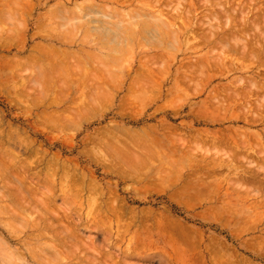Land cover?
Returning <instances> with one entry per match:
<instances>
[{
	"label": "rangeland",
	"instance_id": "rangeland-1",
	"mask_svg": "<svg viewBox=\"0 0 264 264\" xmlns=\"http://www.w3.org/2000/svg\"><path fill=\"white\" fill-rule=\"evenodd\" d=\"M6 1L7 0H5V4H2L4 3V0H0V13L2 12V15L0 14V17L2 19H0V22L2 23H0V31H2V33H0L2 36H0V42L2 41L0 43V146L1 148L3 147L2 149L0 148V152L4 149L8 153L7 155H5V158L8 159V157L10 156V160L8 159L9 162L4 157L3 158L4 160H6L5 162L8 163L10 167L13 163L14 165H16L14 168L11 167L13 169L12 170L6 164L7 170L11 172L14 171L15 173L18 172L17 174H22V172L26 173V181H24L26 186H33L34 188L32 189L38 190V193H40L41 191V193L38 194L35 190V193L38 194H36L37 196L35 197H38L39 199L41 198L42 201H47L45 199L48 195L47 194L45 196L47 190L42 188L44 186L43 183H45L43 182V173L46 171L45 174H48L50 176L51 171H48L49 173H47L46 169L49 170L53 162H55L54 159H59L57 162L60 169L61 167L65 166L64 164H66V167H63L64 170H62H67L66 174H68L69 172V174L78 177L77 180H79L80 184H82L81 181L83 182L82 179H85L86 177V179L84 180L85 182H83L85 186L76 183L77 185L71 191L67 190L68 188L65 187L68 184L66 182L71 181L69 177V181L68 179L66 180V178L63 179L59 177L56 179L54 178L55 181L53 179L52 181L51 178L49 179L54 182V184H52L53 186H55H50L53 187L54 196H52L53 199L49 204V209L51 211L48 209L51 213H48L47 215L49 216V214H52V212H54L53 215L56 218L58 217V215H60V220L63 219V221H65L67 219V221H69L68 224L67 221H61V223L63 222V225L65 223L66 228L70 230L63 228V226H61V228L67 230V233H69V231H72L71 234H73L74 232L73 235H75L76 233L77 236V240H74V238L72 239L74 241V243H72L74 244L73 246L69 244V242H67L68 245L66 246L75 248V246L77 247L80 244L82 247H89L93 243V248L95 250L96 248H98V252L96 250V253H100L99 255L103 254V256L106 255L107 258L105 257L104 262H106L108 259L110 263H112V261L116 263L117 261L118 264H264V174L263 171L257 169V165L262 160L261 157L263 155L258 156L255 153H252V151H246V149L245 152L242 147L244 145L240 144L244 141L245 138L244 142H247V147H252L253 150H257L258 145L255 146V144H258L259 140L256 139L261 138L264 134V119L263 123L259 121L251 127L244 126L242 123L243 117L252 118V116L254 115L253 113H256V111L261 115V117L264 118V109H260L261 105H257L258 107L260 106L257 109L256 104L252 103L253 101H257L256 103L259 104L264 103V97H262L261 99V95L263 96L264 91H262V94H258L257 92L259 90L260 92L261 90H264V65L259 67V64L262 62V60H264V41L262 42L259 39H254L255 37L253 38L254 41H252L253 39H250L249 36H246L247 40L248 38L250 39L249 43L246 42V48L247 45H249L250 49L253 48L254 52H256L255 50H260L259 47L261 46L259 45H263L262 52H260V54L258 52L259 55H256V58H258V60H256V58L254 59L253 57V61L256 60V64L254 65L255 62H253L246 56L245 59L243 58L245 61L244 62L242 59H240L241 57L239 58V55H230L231 53L228 52V49H222V45L218 46L216 44L214 47V45L212 44L210 46H208V44L206 43L204 44V40L197 37H202L203 32L206 31L207 28L201 29L203 28L202 26L197 27L195 25L196 23H198L200 18H203L199 21L200 25L207 20L206 16L208 15L205 14H209L207 13L208 11H218L217 13L219 14L215 15H217V17L219 16V19L216 18V20H211L210 24L218 23V25L214 24V26L224 27L225 22L223 21V16H220L221 12H219L222 8L221 5H223L225 9H228L233 5L236 12L233 11V14L231 13V15H233L232 17H234L235 13L239 16V13H241L240 8L244 11L249 10V14H247L248 18L251 17L252 13H256L258 9L259 10L256 14H259L258 16H260L264 13V0H218V2L213 0L215 4L217 3V5L221 3V5L218 6H215V4H213L214 2L211 3L215 7H209V2H211L212 0H206L207 3L205 4V0H185V2L184 0H178L179 3L177 2V0H168L169 2H167L166 0H158V2L157 0H152V4L154 5L151 4V0H139L140 2L138 0H131L129 2L128 0L129 4L132 3L128 6L127 0L126 3L125 0H108L109 4L105 3L108 6H113V3L123 4L117 5L123 6L122 11H128L129 9L131 11L133 5L134 8L146 7L151 11L154 10L153 12L155 14H161L162 18L165 15H169L168 13L171 14V12H173L171 11L173 10V8L175 10L178 9V13L181 14H178L180 17L177 16L176 12H173L174 14H171H176V17L174 16L176 18L175 21L173 20L174 22L170 20L172 16L170 19L169 16H167V19L169 20H164H167L166 22L170 25L172 30L176 29V31H179L180 33H185L183 34L182 39H159V37L154 38L155 36L153 35H150L151 37H153V39L151 37L147 38L149 35L145 36L147 39H141L140 37L142 36L139 35L140 37L138 36L136 39H132V41L134 40L133 42L131 41V39L129 42V40L125 38L123 39L121 36L118 38H121V40L117 41L118 39H106V37H104L97 31L93 33L95 30L93 29V31L92 28L96 25V22L94 25L93 20L97 17L94 18V16L92 18L93 23L91 24L89 23L91 17H87V19H81L82 10L84 8V11H86V8L78 6H81L80 4L84 3L85 1H89L91 3L96 2L97 4L96 0H70V2H67L65 0H27V2L24 0H20L19 2L18 0L17 5H19V7H22H20V10H18L19 8L17 7V5L15 6L13 4L12 1L14 0H9L7 2H12L11 4H13L15 9L18 8L16 9L17 12L21 11L20 13H17L20 16L13 12V16L14 14L16 15L15 21L11 20L14 18H10L9 16L12 15L9 13H12V11L14 10L12 9V6L8 5V3L6 4ZM28 1H31L32 3H34V5L31 2L29 3ZM14 2L16 3V1ZM75 2L78 5L77 7ZM58 4L60 6L56 7L58 6ZM167 4H170L169 7H173V5L175 6L173 8L168 7L169 9L167 10V8L165 7ZM61 5L63 7H61ZM162 5H164V7ZM257 5L259 6V8ZM8 6L10 8H8ZM82 6L85 5L83 4ZM113 7H116V5H114ZM186 7L190 11V15L188 14L190 17L188 18H191L192 21L188 20V18L187 20L184 19L186 17H184L183 13L186 11L188 13ZM211 7L213 9H211ZM146 8L143 10L147 12L148 10ZM54 9H56V11H53ZM78 9L81 11V13H79ZM181 9H183V11L180 12L179 10ZM58 10L62 11V14H60V11ZM68 10L72 13H69ZM53 12H55V15L52 14ZM73 12H78V16H80L81 21L78 19V22L76 21V23L75 21H70V23H68L64 19L63 21L65 22L62 21V18L64 16L63 14H65V17L68 15L67 17L70 18V20H75V15L71 19V16L74 14ZM89 12L91 13V11ZM89 12L88 14H90ZM202 12H204L205 14ZM197 13L200 17L197 16ZM236 14L235 17L238 18ZM30 15L31 17L29 18ZM3 16L5 19L3 18ZM89 16H93V13ZM67 17L65 19H67ZM17 19L19 20V22L17 21ZM126 19V21H128V18ZM84 20L88 21L87 25L89 27H84V25H86L87 23V21ZM13 21L15 22L14 24ZM126 21L125 23H127ZM235 21L236 18L234 19V23L236 24L239 20L236 22ZM83 22L86 23H84L83 25ZM239 22L237 24H239ZM73 23L75 24V26ZM177 23H181L179 25L181 28H178L179 26ZM81 24L84 27V29L82 28V30ZM77 27L79 28L76 29ZM204 27L207 26L205 25ZM71 29L74 30V32ZM196 29L199 30V32L196 31ZM16 31L18 33H15ZM48 31L50 32V34ZM69 31H71V33L73 32L72 35H70ZM189 31H193V33H190ZM194 31H196L197 36H192L194 34ZM53 33L54 36L57 37L56 39L51 38V36L53 37ZM63 33L66 36H64ZM97 33L102 36L103 41L102 39H97L96 41V37H100L96 35ZM5 35L7 36L5 37ZM253 35L254 33L251 34V36ZM70 36L72 38H70ZM184 36H187V38ZM4 37L8 38V42ZM183 38L186 39L184 40ZM4 40L7 42V44L4 42ZM256 40L259 45L256 44ZM3 42L6 46L3 44ZM38 43L41 47L38 46L40 48H34V46H37ZM239 43L240 45H242V42ZM100 44L102 46L104 44V46L102 47ZM48 45L50 50H52L51 47H53V50L58 49L57 51L69 50V52H77L79 50H82V54L80 53V51L78 53L79 55L81 54L80 56H82V58H84L85 65H83V67L85 68V71L87 70L89 71V73L87 71L86 73L85 71L81 72L84 75V78H82L83 76H80L81 79L79 78V76L75 77L74 79L72 77L74 75H72L71 77L73 78V81L68 75V80L70 79L73 82L72 84L69 83L70 80H66V77L65 80L69 83V85H67V88L70 90L65 87L66 85L64 82H61L63 81L61 80L63 79L62 74H60L62 75L61 79L59 78L60 80L56 78L60 77L59 73L63 71L61 70L62 68H59L60 72H58L59 69L57 66L60 67L58 61H60V63L65 62L64 60L63 62H61L63 58H61L60 55L59 57L61 58V60L60 58L58 60L57 55L59 52L54 53L56 51L53 50L50 51L51 53L48 52L49 50L47 51V58V56L45 55V47L47 49ZM255 45H258V48ZM95 46H98V50L100 49V51H98L97 47ZM31 47H33L34 49ZM42 48L45 50L43 51V53L41 52ZM93 49H96V52ZM39 50L40 52H38ZM252 50H248V52ZM97 51L99 52V54H97ZM210 51L211 53H209ZM223 51L226 53H224ZM31 53L35 55V58L36 56L40 55L39 53H42V56L45 55V61L43 59H41V61L40 59L36 61V65H38L39 68L43 69L44 67H47L48 69L47 70L44 68V70H42V74L44 73L43 75H46L45 77L42 75L44 77L43 79L40 73L41 69H38V67L35 66L33 62L32 64L30 62L25 65V62H29L31 61V59H33L34 55H30ZM87 53L90 55V57H88ZM50 54L52 56H55L52 57L50 56ZM86 55L87 57H85ZM30 56L33 57L31 58ZM252 56H254V53L252 54ZM26 57H30L29 60ZM50 58H52L51 61L46 62L48 61L47 59ZM71 58H68L71 61L66 58L68 62H70L68 63L70 65H72L71 63H74V59L72 60ZM89 58L93 61H91ZM144 58H147L146 60L150 59L148 62H151V64L146 63L147 67L143 65L145 64V62L143 61ZM113 59L115 61H112ZM248 59L249 62L247 61ZM52 60L53 63L54 61L56 62L54 64L58 63V65H56L58 71H55L58 74L51 70L55 69V67L52 68V66H54V64L51 63ZM213 60H215V63L213 62ZM16 61L23 63L24 67L12 68L11 65L13 64V62L16 63ZM41 62H44V64H42ZM201 62L204 66L200 64ZM216 62L217 65L218 63H220V67L222 65V70H219L220 67H217ZM138 63H141L143 67H145V69L140 67ZM194 64L199 71L196 70L197 68ZM32 65L34 66L32 67ZM64 65L65 64H62L63 68ZM210 65H212V68L210 67ZM189 66L194 67H192V70H190L191 67ZM205 66L206 68L204 70ZM79 68L82 69V67ZM65 69L67 70L68 68L65 67ZM73 69L75 68L73 67ZM78 69L76 68L75 72ZM230 69H232V71H230ZM45 70H47L48 73L50 70L53 72H50L51 74L47 75V72ZM97 70H99V73L97 72ZM101 70L102 72L100 74ZM188 70L190 72L195 71L196 73L193 74L195 76H189ZM36 71H38V73ZM140 71H143L144 75L148 76V80L145 79L147 81L144 80L143 82H146V86L145 84L140 86H137L135 84V86L133 87L130 79L134 81V74ZM197 71L198 73H202L199 74L200 77L196 76V74L198 75ZM69 72L70 71L68 69L67 74H69ZM93 73L95 74V76L93 75ZM74 74L76 76V73ZM204 74H206L205 79ZM249 74L256 75L252 80L255 79L257 81L256 86H258V88L255 89L247 86V83L249 81L248 77H250ZM50 75L56 78V80H53L55 78L51 79L53 80L54 84L51 83V80H49L50 78H52ZM102 75L104 78L102 77ZM87 76L90 79L92 77V82H90L88 79L86 80V82L88 83H80V81L86 79L85 77ZM98 76L100 79L98 78ZM183 76L187 78L184 79ZM40 77L41 81L39 80ZM240 77H242V79ZM45 78L48 80L49 84L51 83V87L50 85L49 89L47 87L50 92L48 90H43L44 88H41V85L46 86L45 83L47 82V80H45ZM108 78L112 83H110ZM93 79H98L97 82L102 83L98 84L96 80H94L95 85L99 87L97 88V90H95L96 88ZM104 79L108 81L106 82ZM27 80L30 81L28 82ZM42 80H44L43 82H46L43 83ZM183 80H186L188 82H182ZM243 80H247L245 81L247 85H240L241 83H243ZM40 82L42 83L40 84ZM115 82H117L118 84ZM18 83L20 84V86L22 85L26 88H20ZM235 83L236 85H240L242 88L240 86H236ZM80 84H82V88L80 87ZM128 84H130L129 87ZM90 85H92V87ZM62 87L64 89L66 88L67 90L63 91L64 89ZM11 88H14V93L12 92L13 89L11 90ZM243 88L244 91L245 89L248 90V88H251V94H249L248 96L244 94L247 97L245 99L241 98V95L244 96L243 94L239 96V92H243L241 91ZM229 89L230 92L232 89L234 93H238V95L236 96H238L237 98H239V101L238 99L235 100L236 98H234V94V99H232V92L229 94ZM8 90L10 93H12L8 94ZM237 90L239 92H237ZM18 91L20 94L17 93V98L16 95L13 97V95ZM57 92H60V95H62L63 92L65 93V95H63V97H67L63 98L65 101L61 98V101L59 100L61 103H55L56 96H58L59 98ZM247 92H249V90L245 91L244 93ZM6 93L8 95H6ZM254 94L255 96H253ZM22 95L26 98V100ZM226 99L229 100V102ZM240 100L242 101L240 102ZM87 101H89L90 103H88ZM224 101L226 105L224 104ZM230 101H232L233 103ZM246 103L250 104L251 106L246 105ZM34 104L36 106L38 105L39 107L32 106ZM27 105L30 109L27 108ZM213 105H215L216 107H213ZM221 106L226 108L227 110H222ZM246 106L249 107L247 109L248 111L246 110ZM263 106L264 104H262V107ZM65 108H68V110L66 109V111H63V109ZM60 111L63 113H60ZM242 111L246 114H244ZM255 116H253V118ZM56 121L60 123H57ZM106 131H109L111 133L108 132V134L106 133ZM103 132L106 135V140L108 139L109 143L111 141L110 144L116 145H114L113 147L118 149V151L121 148V153L126 154V156L127 154L129 155L128 157H124V155L122 154L124 157H122V159H125V162L127 160L129 164L131 163L128 167L130 169H135V171L130 170L129 168L124 166L121 168H115V172L111 170L114 172V174L111 171H108L110 167V169H112L116 166H114L115 162L113 161V159L117 157L114 158L113 153L110 152L108 153L110 157L109 158L106 154H104L105 152L103 150L101 152L98 150V145H96L98 141L96 139L102 137L104 138V136H102ZM137 132L140 135L137 134ZM129 133H131L134 138H136L137 135V138L140 136L144 137H141V142H139L140 145L137 144L138 141L136 139H131L132 136L129 137V139L128 137L125 138V135L130 136ZM111 135L114 136L111 137ZM242 135H244V137ZM96 136L98 137L96 138ZM145 139L147 142L145 141ZM133 142L136 144H133ZM144 142L146 145L144 144ZM232 143H234V145H239L238 147H235L232 146ZM229 145L234 148L235 152L239 151L238 153L234 152L235 154H238V156L243 155L244 157L247 154L245 157L248 159V161L252 159V164L247 165L246 163H244L245 159L243 157H238L237 155L236 158H234L235 156L232 157L231 155L233 153L230 152H232L233 148ZM230 147L232 149H230ZM115 148L114 150H116ZM96 151L98 152V154ZM102 153L104 157H101ZM51 157H56L57 159L52 158L53 161L50 162L51 164H49V161L47 163V160H51ZM13 158L14 160H11ZM20 160L22 161V163ZM131 160L134 166L132 165ZM11 161H13V163ZM262 161H264V156ZM74 163H76L77 166L76 164L74 166ZM18 164H21V166L19 165L16 169ZM22 164L25 167H23ZM255 164L257 165L254 168ZM68 165L69 168L67 169ZM55 166H57L56 163ZM248 166H250L251 168L248 169ZM263 166L264 162L262 164V167ZM51 168L52 171H56L54 169V164ZM14 169H16L17 172ZM18 169L20 171L22 169V171L19 172ZM118 169L121 172H126L125 176L120 174L121 172H119ZM72 171H74L73 174ZM117 171L119 172L118 175L116 174ZM83 174H85L86 176H82L83 178L81 179L80 177ZM22 175L24 176V174ZM71 175L69 176L71 177ZM32 176H34V178ZM38 176L40 178L39 181L38 179H35ZM49 176L47 178H49ZM75 177H73L72 179H74ZM240 178L241 180L244 178L246 180H242L239 182ZM28 179L33 183L29 182ZM234 180L236 182H234ZM89 182L92 184L89 185L92 186L93 189H95V191L92 189L94 192L91 190L93 193L89 190L92 193L90 195L88 194L89 191L86 189L90 187L88 185ZM71 183H73V181H71ZM79 185L83 187L84 192L81 190L79 193V189H82V187L79 188ZM86 185H88V187H86ZM38 186H42V189H39L40 187ZM59 187L62 189L60 190ZM32 189L30 187L29 190L32 191ZM43 191H46L45 194ZM42 194L44 195L43 197ZM36 198L34 199L35 201H37L38 199ZM37 202H40V200ZM1 207L2 209L9 208V206L4 205V203L1 204ZM55 212L56 214L58 213V215H56ZM63 212H66V215L68 214L67 218H62V215L66 216ZM5 213L6 212H4V214ZM35 216L36 214L32 213L30 218L32 219ZM70 216H72V218ZM28 217L29 215L25 217V220H28ZM30 218L28 220V226L37 224L38 221L36 222L35 219H37L38 217H35L34 220H30ZM51 218L53 217L51 216ZM59 219H53L55 221H51L52 224H56V220L60 221ZM9 220L11 219L7 216L3 215L2 218L0 217V264H19L20 261L17 260L12 254V252L17 251L18 245L12 243L15 240L7 236V231L12 230L13 228L12 226H9L11 223H9ZM70 220L72 222H70ZM11 221L14 222V220ZM40 226H42V224ZM58 227L56 228L58 229ZM61 228L59 227V229ZM49 231L50 233L42 231L45 235L47 234V236H45L46 239L42 238V236L41 239L36 240V242L31 239L32 236L31 238L26 237L29 236L32 231H25L24 234L19 236L22 240L26 241L25 245L26 243H28L26 248H30V250L34 252H39L36 251L35 248L39 250L38 248L42 247L41 244L50 245L52 243L58 246L53 242V239L51 238V235L54 234L53 230ZM39 232H41V229L39 230ZM18 234L19 233H17V235ZM33 234H37V232ZM78 236L81 239H79ZM72 240H70V242H73ZM49 241L50 243H48ZM81 246V250H79L80 254L79 251L78 253H76V251L79 249L78 247V249L76 248V251L75 249H72L73 251H75V255L79 254L78 257L84 256L85 258L89 257L88 259L90 261H93L95 257L92 258V256L94 255L93 253H95V250L89 251L90 247H87L88 252H91L92 254H81V252H84ZM57 249L60 248L57 247ZM98 254L97 256H99ZM107 255L111 256L112 261ZM102 257L98 260L103 261ZM96 259L97 258H95L94 260L96 261ZM6 261L9 262L6 263ZM59 262L58 264H67V260H62L60 263ZM52 264H57V262Z\"/></svg>",
	"mask_w": 264,
	"mask_h": 264
},
{
	"label": "bare ground",
	"instance_id": "bare-ground-1",
	"mask_svg": "<svg viewBox=\"0 0 264 264\" xmlns=\"http://www.w3.org/2000/svg\"><path fill=\"white\" fill-rule=\"evenodd\" d=\"M7 1H9V0H7ZM6 1V4L8 3V5L9 6H12V9L14 10V11H12V13L10 12L9 14H12V15H9L10 16V18H14V19H11V20H14L15 21V18H16V15L14 14V16H13V12H15L16 14L19 12H17V10L16 9H18V10H20L21 8L19 7V5H17L18 4V0H14V1H16V3L14 2V1H12L13 2V4L16 6L17 5V7L18 8H16L15 9V7L13 6V4H11L10 2H7ZM24 1H26L27 2V0H24ZM65 1H67V2H70V0H65ZM92 1V0H91ZM97 1V4H96V2H84V3H81L80 5L81 6H78L77 5V3L75 2V4H76V7L78 6V7H85L86 9V11H84V8H83V10H82V15H81V19H87V17H91V20H89L90 22V24L91 23H93L94 22V25H95V22H96V25L92 28V26H91V28H92V30L94 31L93 33H95L96 31L97 32H99V33H101L104 37H106V39L107 38H109V39H118L120 36L124 39H127V40H129V42H130V39H131V41H132V39H136L139 35L140 36H144L143 38L142 37H140L141 39H147V38H149V37H151L150 35H153V36H155L154 38H158L159 37V39L160 38H162V39H182V36H183V34H185L183 31V33H180L179 31H176V29H174V30H172L171 29V27H170V25L169 24H167V20H169L170 18H171V16H172V18L170 19V20H172V22H174L175 20H176V14H177V16H179V15H181V14H179L178 13V9H174L173 7L175 6V5H173V7H169L170 6V4L168 5H166L165 7L167 8V10L169 9V8H173V10H171V11H173V12H176V14L175 15H171V14H174L173 12H171V14L170 13H168L169 15H165L163 18H162V16H161V14H155L153 11L154 10H150V9H147L146 7H144V8H138V7H136V8H134V6L132 5V7L133 8H131V6H130V8H131V11H130V9L128 10V11H122V7L123 6H117V5H123V4H118V3H113V6L114 5H116V7H113L112 5H110V6H108V5H106L105 3H107V4H109L108 3V0H96ZM131 0H129V2H130ZM139 1V0H138ZM154 1V0H153ZM167 2H169L168 0H166ZM197 1V0H196ZM202 1V0H201ZM214 1H217L218 2V0H214ZM213 0L211 1V2H209L210 3V5H209V7L210 6H213V7H215L216 5H217V3L215 4V2H214ZM251 1V0H250ZM253 1V0H252ZM257 1V0H256ZM19 2H20V0H19ZM22 2V1H21ZM29 2V1H28ZM31 2V1H30ZM29 2V3H30ZM133 2V1H132ZM140 2V1H139ZM144 2V1H143ZM156 2V1H155ZM154 2V3H155ZM157 2H158V0H157ZM176 2V1H175ZM177 2H178V0H177ZM184 2H185V0H184ZM198 2H200V1H198ZM197 2V3H198ZM214 2V3H213ZM220 2H222V1H220ZM233 2V1H232ZM11 5H10V4ZM32 3V2H31ZM60 3H62V2H60ZM125 3H126V0H125ZM124 3V4H125ZM179 3V2H178ZM205 3H207L206 2V0H205V2H204V4ZM211 3H213V4H215V6L214 5H212ZM234 3V2H233ZM2 4H5V0H4V3H2ZM23 4H24V2H23ZM33 5H34V3H32ZM31 4V5H32ZM39 4V3H38ZM75 4H73V5H75ZM85 5V6H82V5ZM111 4V3H110ZM132 4V3H131ZM131 4H129L128 3V0H127V6L128 5H131ZM151 4H152V0H151ZM174 4V3H173ZM181 4V3H180ZM201 4V3H200ZM235 4V3H234ZM249 4V3H248ZM247 4V5H248ZM264 4V3H263ZM63 5V4H62ZM61 5V7H63ZM152 5H154V4H152ZM165 5V4H164ZM164 5H162L163 7H164ZM182 5H184V4H182ZM187 5V4H186ZM218 5H221V3L220 4H218ZM217 5V6H218ZM230 5V4H229ZM250 5V4H249ZM6 6V5H5ZM4 6V7H5ZM8 6V8H10ZM60 5L58 4V6H56V7H59ZM202 6V5H201ZM201 6H199V7H201ZM207 6V5H206ZM222 6V8H221V11H219V12H221L220 13V16L222 15L223 16V21L225 22L224 23V27H220V26H214V24H216V23H212V24H210V21L211 20H216V18L217 19H219V16L217 17V15L219 14V13H217V12H211V11H208L207 13H209V14H205L204 12H202V13H204L205 15H208V16H206V18H207V20L205 21V22H203L201 25H200V23H199V21L200 20H202L203 18H200L199 19V21H198V23H196L195 25L198 27H200V26H202L203 28H201V29H204V28H207L206 29V31H207V33H206V31H204L203 32V35H202V37L201 36H198L197 38H199V39H203L204 41V44L206 43V44H208V46H210L211 44L212 45H214V47H215V45L217 44L218 46L220 45H222V49H228V52L229 53H231L230 55H239V58L240 59H242L243 61H244V59L246 58V57H248L249 59H251L252 61L256 58V55L258 56L259 54H260V52H262V49H263V45H259V43L257 42V40H256V44H258L259 46H261V47H259V49L260 50H255L256 52H254V49L252 50V49H250V47H249V45H247V48H246V44L247 43H249L250 41V39H253L254 37V39H259L260 41H264V13L263 14H261L260 16H258L256 13H257V11L259 10L258 8H259V6H258V10L256 11V13H252V15H251V17H247V14H249V10L246 12V11H244L243 9H241L240 8V12L241 13H239V16H238V18L237 17H235V14H234V17H232L233 15H231V13L233 14V11H235V9H234V7H233V5H232V7H230V8H228V9H225V7L223 6V5H221ZM231 6V5H230ZM31 7V6H30ZM169 7V8H168ZM182 7V6H181ZM29 8V7H28ZM65 8V7H64ZM75 8V7H74ZM128 8V7H127ZM147 9L148 11L146 12L145 10H143V9ZM198 8V7H197ZM204 8V7H203ZM202 8V9H203ZM232 8V9H231ZM244 8V7H243ZM247 8V7H246ZM60 9H62V8H60ZM66 9V8H65ZM69 9V8H68ZM88 9V10H87ZM163 9V8H162ZM211 9H213L212 7H211ZM218 9H220V8H218ZM255 9V8H254ZM30 10H31V8H30ZM33 10V9H32ZM67 10V9H66ZM79 10V9H78ZM138 10H140V11H138ZM158 10V9H157ZM157 10H155V11H157ZM164 10H165V8H164ZM186 10H188V13H187V11L186 12H184L183 14H184V17H186V18H184L185 20H187V18L188 17H190L189 15V9H187V7H186ZM201 10V9H200ZM217 10V9H216ZM243 10V11H242ZM23 11V10H22ZM29 11V10H28ZM49 11V10H48ZM53 11H56V9H54ZM58 11H60V10H58ZM69 11V10H68ZM73 11V10H72ZM84 11V12H83ZM89 11H91V13L89 12ZM180 12L181 11H183V9H181V10H179ZM253 11H255V10H253ZM252 11V12H253ZM5 12V11H4ZM21 12V11H20ZM19 12V13H20ZM50 12V11H49ZM62 11H60V14H62L61 13ZM88 12L90 13V14H92L93 13V16H89L90 14H88ZM165 12H166V10H165ZM198 12V11H197ZM206 12V11H205ZM236 12V11H235ZM264 12V11H263ZM2 13V12H1ZM0 13V14H1ZM8 13V12H7ZM23 13V12H22ZM28 13V12H27ZM32 13V12H31ZM55 12H53L52 14L53 15H55L54 14ZM67 13V12H66ZM69 13H72L71 11H69ZM68 13V14H69ZM74 13V12H73ZM79 13H81V11L79 10ZM133 13V14H132ZM163 13V12H162ZM6 14V13H5ZM50 14V13H49ZM95 14V15H94ZM179 14V15H178ZM185 14H189L188 16L187 15H185ZM215 14H217V15H215ZM2 15V14H1ZM0 15V16H1ZM17 15H19V14H17ZM51 15V14H50ZM58 15V14H57ZM64 16H63V18H62V21H63V19L64 20H66V22H68V23H70V21H72V22H74L75 21V23H76V21L78 22V20H80L81 21V19H80V16H78V12H76V13H74L72 16H71V19L73 18V16L74 17H76V18H74L75 20H70V18H68L67 16V19H65L66 17H65V14H63ZM71 15V14H70ZM78 16V18H77V16ZM80 15V14H79ZM20 16V15H19ZM95 16V17H94ZM128 16V17H127ZM167 16H169V19H167ZM175 16V17H174ZM194 16V15H193ZM197 16H199L198 15V13H197ZM202 16V15H201ZM216 16V17H215ZM7 17V16H6ZM31 17V15L29 16V18ZM41 17V16H40ZM60 17V16H59ZM62 17V16H61ZM70 17V16H69ZM96 18V19H92V18ZM180 17V16H179ZM178 17V18H179ZM195 17H196V15H195ZM200 17V16H199ZM3 18H4V16H3ZM21 18V17H20ZM53 18H55V17H53ZM126 18H128V21H126L127 19ZM178 18H177V20H178ZM181 18H182V16H181ZM236 18V21H238L239 22V24H235L234 23V19ZM0 19H1V17H0ZM5 19V18H4ZM19 19V18H18ZM17 19V21L19 22V20ZM26 19V18H25ZM41 19V18H40ZM78 19V20H77ZM164 19H167L166 21L164 20ZM183 19V20H184ZM238 19V20H237ZM2 20V19H1ZM0 20V21H1ZM10 20V19H9ZM54 20V19H53ZM67 20H69V21H67ZM92 20H93V22H92ZM174 20V21H173ZM188 20H191L192 21V19L190 18H188ZM4 21V20H3ZM13 21V24L15 23ZM16 21V22H17ZM83 21V20H82ZM84 21H87V20H84ZM125 21L127 22V23H125ZM235 21V22H236ZM63 22H65V21H63ZM71 22V23H72ZM171 22V21H170ZM181 22V21H180ZM184 22H186V21H184ZM214 22V21H213ZM216 22V21H215ZM219 22V21H218ZM1 23V22H0ZM6 23H7V20H6ZM41 23V22H40ZM45 23V22H44ZM84 23H86V22H83L82 24L84 25ZM99 23V24H98ZM126 25H125V24ZM222 23V22H221ZM2 24V23H1ZM61 24V23H60ZM59 24V25H60ZM74 24V23H73ZM82 24H81V26H82ZM88 24V21H87V23H86V25H84V27L85 26H88L87 25ZM89 24V25H90ZM97 24H98V26H97ZM178 24V23H177ZM176 24V25H177ZM181 23H179L178 24V26L180 25ZM187 24V23H186ZM12 25V24H11ZM21 25V24H20ZM65 25H66V23H65ZM72 25V24H71ZM80 25V24H79ZM207 26V27H204V26ZM216 25H218V23L216 24ZM10 26V25H9ZM39 26V25H38ZM37 26V27H38ZM43 26V25H42ZM41 26V27H42ZM58 26V25H57ZM74 26H75V24H74ZM14 27V26H13ZM59 27V26H58ZM63 27V26H62ZM84 27L82 26L81 27V30H82V28L84 29ZM89 27V26H88ZM173 27H174V25H173ZM183 27V26H182ZM9 28V27H8ZM79 27H77L76 29H78ZM87 28V27H86ZM176 28V27H175ZM178 28H181L180 26L178 27ZM13 29V28H12ZM42 29V28H41ZM61 29V28H60ZM74 29H75V27H74ZM189 29H190V27H189ZM197 29H199V28H197ZM196 29V31H198L199 32V30H197ZM50 30V29H49ZM72 30V29H71ZM86 30V29H85ZM88 30V29H87ZM51 31V30H50ZM73 32H74V30H72ZM101 31V32H100ZM196 31H194V34L192 35V36H197V33H196ZM10 32V31H9ZM12 32V31H11ZM41 32V31H40ZM44 32V31H43ZM49 32V31H48ZM54 32V31H53ZM63 32V31H62ZM61 32V33H62ZM70 32V35H72V33H71V31H69ZM90 32H91V30H90ZM89 32V33H90ZM187 32V31H186ZM190 32V31H189ZM188 32V33H189ZM192 33H193V31H191ZM190 32V33H191ZM0 33H2V31H0ZM13 33V32H12ZM11 33V34H12ZM15 33H18L17 31L15 32ZM14 33V34H15ZM56 33V32H55ZM67 33H68V31H67ZM92 33V34H93ZM99 33H97L96 35L99 37L100 35H99ZM196 33V34H195ZM252 33H254V35L253 36H251V34ZM49 34H50V32H49ZM83 34H84V32H83ZM145 34V35H144ZM205 34V35H204ZM51 35H52V33H51ZM51 35H49V36H51ZM59 35V34H58ZM63 35H64V33H63ZM76 35V34H75ZM95 35V34H94ZM148 36L147 38L145 37V36ZM189 35V34H188ZM187 35V36H188ZM0 36H1V34H0ZM7 35H5V37H6ZM10 36V35H9ZM38 36V35H37ZM62 36V35H61ZM64 36H66V35H64ZM64 36H63V38H64ZM82 36H84V35H82ZM187 36H184V37H186L187 38ZM249 36L250 37V39L248 38V40L246 39L247 37ZM2 37V36H1ZM4 37V38H5ZM94 37V36H93ZM101 37V38H100ZM99 38H97L96 37V41H97V39H102V36H100ZM189 37H191V36H189ZM13 38H15V37H13ZM12 38V39H13ZM51 38L52 39H56L57 37H55L54 36V33H53V37L51 36ZM70 38H72L71 36H70ZM92 38V37H91ZM139 38V39H140ZM152 39H153V37H151ZM186 38H183L184 40L186 39ZM6 39V41H7V39L8 38H5ZM10 39V38H9ZM65 39H67V38H65ZM84 39V38H83ZM189 39H191V38H189ZM246 39V40H245ZM254 39L252 40V41H254ZM263 39V40H262ZM71 40V39H70ZM119 40H121V38L120 39H118L117 41H119ZM151 40V39H150ZM245 40V41H244ZM5 40H4V42L7 44V42H6ZM69 41V40H68ZM100 41V40H99ZM102 41H103V39H102ZM107 41H109V40H107ZM113 41V40H112ZM134 41V40H133ZM132 41V42H133ZM232 41H233V44H232ZM2 42V41H1ZM0 42V43H1ZM3 42V44L5 45V43ZM71 42V41H70ZM111 42V41H110ZM147 42V41H146ZM178 42V41H177ZM188 42H189V40H188ZM202 42V43H203ZM231 42V43H230ZM239 42H242V45H240V43ZM247 42V43H246ZM15 43V42H14ZM94 43V42H93ZM108 43V42H107ZM117 43V42H116ZM126 43V42H125ZM145 43V42H144ZM148 43V42H147ZM243 43H245V44H243ZM264 43V42H263ZM263 43H261V44H263ZM40 44H42V43H40ZM84 44H85V42H84ZM98 44V43H97ZM124 44V43H123ZM122 44V45H123ZM133 44V43H132ZM131 44V45H132ZM14 45V44H13ZM19 45V44H18ZM82 45V44H81ZM101 45V44H100ZM113 45V44H112ZM141 45V44H140ZM174 45V44H173ZM200 45V44H199ZM258 45H255V46H257V48H258ZM6 46V45H5ZM38 46H40L39 45V43H38V45L37 46H34V48H40V47H38ZM77 46V45H76ZM99 46V45H98ZM98 46H95V47H97V50H98ZM102 46V45H101ZM103 46H104V44H103ZM102 46V47H103ZM129 46V45H128ZM112 47V46H111ZM133 47H135V46H133ZM150 47V46H149ZM153 47H155V46H153ZM217 47V46H216ZM31 48H33V47H31ZM33 48V49H34ZM52 48V50H53V47H51ZM101 48V47H100ZM151 48V47H150ZM193 48V47H192ZM245 48H246V50H245ZM249 48V49H248ZM79 49H82V48H79ZM78 49V50H79ZM102 49V48H101ZM119 49V48H118ZM158 49H159V47H158ZM218 49V48H217ZM252 50V51H250V52H248V50ZM7 50V49H6ZM45 50H46V52H45V55L47 56V58H48V52H50V51H52V50H50V48H49V45L47 46V49H46V47H45ZM43 48H42V53H43V51H45ZM49 50V51H48ZM58 49H56V50H53V51H56V52H54V53H57V52H59L58 53V55H57V58H58V60H59V58L61 57V58H63L62 59V61L61 62H63V60H64V62L65 63H60V61H58L59 62V64H60V67L59 66H57L58 67V69L60 68H62L61 70H63V71H61L60 72V69H59V71H58V69L56 68V65H58V63L57 64H54V63H56L55 61H54V63H53V60H52V62L51 63H53L54 64V66H52V64H51V66H52V68H54L55 67V69H51V68H49V69H51V70H53L54 72L57 70L58 72H60L59 73V75L60 74H62V75H60V77H56V78H58V80H60L61 79V76L63 77V79H61V80H63V81H61V82H64L65 83V87L67 88L68 86L67 85H69V83H73L72 81H73V78L75 79V77H77V76H79V78H80V76H83L82 78H84V75L81 73V72H83V71H85V68L83 67V65H85V61H84V58H82V56H80L82 53V50H79L80 51V55H79V51H75V52H69V50H67V51H61V50H59V51H57ZM94 51L96 50V49H93ZM103 50V49H102ZM106 50V49H105ZM165 50V49H164ZM22 51V50H21ZM31 51V50H30ZM35 51V50H34ZM37 51V50H36ZM48 51V52H47ZM98 51H100V49L98 50ZM97 51V52H98ZM112 51H113V49H112ZM213 51V50H212ZM219 51H220V48H219ZM264 51V50H263ZM32 52V51H31ZM38 52H40V50L38 51ZM37 52V53H38ZM96 52V51H95ZM102 52V51H101ZM118 52H120V51H118ZM122 52V51H121ZM224 52V51H223ZM227 52V53H228ZM251 52H252V54L254 53V56H252V54H251ZM258 52H259V54H258ZM42 53H39L40 55L42 54ZM47 53V54H46ZM51 53V52H50ZM77 53V54H76ZM88 53H89V51H88ZM87 53V55H88V57H90V55ZM129 53V52H128ZM209 53H211V51L209 52ZM224 53H226V52H224ZM228 53V54H229ZM53 54V53H52ZM97 54H99V52L97 53ZM147 54V53H146ZM30 55H34V54H30ZM40 55H38V56H36V58H35V55H34V57L33 56H30L31 58L33 57V59H31V61H29V62H25V65H27V63H30L31 62V64H32V62H33V64H35V66H37L38 67V65H36V61L37 60H39L40 59V61H41V59H43L44 60V58H45V55L44 56H40ZM59 55H60V57H59ZM87 55L85 56V57H87ZM92 55V54H91ZM124 55V54H123ZM122 55V56H123ZM251 55V56H250ZM50 56H52L51 54H50ZM49 56V57H50ZM55 55H53L52 57H54ZM101 56V55H100ZM104 56V55H103ZM156 56V55H155ZM246 56V57H245ZM263 56V55H262ZM29 57V58H30ZM72 57V58H71ZM117 57V56H116ZM120 57V56H119ZM253 57H254V59H253ZM7 58V57H6ZM28 60H29V58L28 57H26ZM61 58H60V60H61ZM68 58H71L72 60L74 59V63H71L72 65H70V64H68V63H70V62H68V60L69 61H71L70 59H67ZM92 58H93V56H92ZM96 58V57H95ZM100 58V57H99ZM143 58V57H142ZM244 58V59H243ZM264 58V57H263ZM11 59V58H10ZM51 59L52 58H50V59H47L48 61H46V62H50L51 61ZM54 59H56V58H54ZM90 59V58H89ZM147 59V58H146ZM145 58L143 59V61L145 62V64H143L145 67H147V64L146 63H148V64H151V62H148L149 60H146ZM152 59H153V57H152ZM221 59H224V58H221ZM249 59L247 60L248 62H249ZM46 60V59H45ZM44 60V61H45ZM66 60H67V62H66ZM91 61H93L92 59H90ZM96 60V59H95ZM134 60V59H133ZM140 60V59H139ZM155 60V59H154ZM242 60H240V61H242ZM251 60H250V62H251ZM256 60H258V58H256ZM255 60V61H256ZM5 61H6V59H5ZM57 61V60H56ZM112 61H115L114 59L112 60ZM147 61V62H146ZM153 61V60H152ZM156 61V60H155ZM215 60H213V62H214ZM217 61V60H216ZM246 61V62H247ZM255 61H253V62H255ZM2 62V61H1ZM22 62H23V60H22ZM39 62V61H38ZM211 62V61H210ZM212 62V63H213ZM245 62V61H244ZM40 63V62H39ZM42 63V62H41ZM96 63V62H95ZM118 63H119V61H118ZM156 63V62H155ZM215 63V62H214ZM11 64H12V62H11ZM42 64H44V62L42 63ZM48 64H50V63H48ZM62 64H65L64 65V68H63V66H62ZM98 64V63H97ZM134 64V63H133ZM136 64V63H135ZM139 64V66L140 67H142V68H144L145 69V67H143V65L141 64V63H138ZM200 64H202L203 65V63L201 62ZM199 64V65H200ZM219 64L220 63H218V65H217V62H216V65H217V67L219 66ZM256 64V62L254 63V65ZM261 64V65H260ZM259 64V67L260 66H262V65H264V60H262V62ZM67 65V66H66ZM192 65V64H191ZM195 65V64H194ZM213 65V64H212ZM212 65H210V67L212 66ZM215 65V66H216ZM230 65V64H229ZM228 65V66H229ZM253 65V66H254ZM12 66V68L13 67H15V68H18V67H24L23 66V63H20V62H17L16 61V63L15 62H13V64L11 65ZM10 66V67H11ZM34 65H32V67H33ZM39 66H40V64H39ZM44 66V65H43ZM43 66H41V67H43ZM50 66V65H49ZM90 66V65H89ZM100 66V65H99ZM198 66V65H197ZM204 66V65H203ZM228 66H227V68H228ZM235 66V65H234ZM9 67V66H8ZM65 67L66 68H68L69 69V74H67V72H68V69L66 70L65 69ZM73 67L75 68V69H73ZM79 67H82V69L81 68H79ZM94 67V66H93ZM130 67V66H129ZM149 67V66H148ZM189 67H191L190 68V70H192V67H194V66H189ZM189 67H186V68H189ZM195 67H196V65H195ZM220 67V66H219ZM218 67V68H219ZM221 67H222V65H221ZM220 67V69L219 70H222V68ZM230 67H231V65H230ZM243 67V66H242ZM45 69H47V67H44ZM44 68L43 69H41V68H39L38 67V69H41L39 72L41 73V76L44 74H42V70H44ZM76 68L78 69L76 72H75V70H76ZM95 68V67H94ZM151 68V67H150ZM197 68V67H196ZM195 68V69H196ZM202 68V67H201ZM205 68H206V66L204 67V70H205ZM212 68V67H211ZM213 68H214V66H213ZM232 68V67H231ZM32 69V68H31ZM35 69V68H34ZM65 69V70H64ZM82 71H81V70ZM157 69H158V66H157ZM203 69V68H202ZM233 69V68H232ZM232 69H230V71H232ZM25 70V69H24ZM23 70V71H24ZM28 70V69H27ZM48 70V69H47ZM47 70H45L46 72H47ZM49 71V73L47 72V75L48 74H51L50 72H53V71ZM90 70V69H89ZM196 70H198V68L196 69ZM209 70V69H208ZM217 70V69H216ZM250 70H252V69H250ZM19 71H21V70H19ZM38 71H36L37 73H38ZM87 71V70H86ZM86 71H85V73H86ZM99 70H97V72H98ZM122 71V70H121ZM120 71V72H121ZM159 71V70H158ZM189 71V70H188ZM199 71V70H198ZM198 71H197V73H198ZM200 71H202V70H200ZM44 72V71H43ZM79 72V73H78ZM88 73H89V71H87ZM93 72V71H92ZM101 72H102V70L100 71V74H101ZM129 72V71H128ZM127 72V73H128ZM261 72V71H260ZM12 73V72H11ZM19 73V72H18ZM21 73V72H20ZM35 73V72H34ZM55 73H57V72H55ZM74 73H76V76H75V74ZM81 73V74H80ZM95 73V72H94ZM93 73V75L95 76V74ZM99 73V72H98ZM194 73H196L195 71L193 72H190L189 71V76L190 75H193ZM204 73H205V71H204ZM232 73V72H231ZM58 74V73H57ZM79 74V75H78ZM129 74V73H128ZM157 74H159V73H157ZM199 74H202L201 72H199L198 73V75L196 74V76L197 77H200L199 76ZM263 74V73H262ZM36 75V74H35ZM38 75V74H37ZM70 76V79H72V81L70 80V82L68 83L66 80H68V78H69V76ZM72 75H74V76H72ZM92 75V76H93ZM161 75V74H160ZM205 75V76H204ZM203 76H204V79L206 78V74H204ZM44 76V75H43ZM42 76V79L46 76H44L43 77ZM51 77H52V75H50ZM54 76V75H53ZM55 76H57V75H55ZM73 78H72V77ZM90 76V75H89ZM93 76V77H94ZM123 76V75H122ZM193 76H195V75H193ZM249 76L250 77H248V79H249V81H248V85L245 83V81H247V80H243V83H241L240 85L242 86V84H246L247 86H249V87H252V88H258V86H256V80L254 81V80H252L253 79V77L254 76H256V75H250L249 74ZM257 76H262V75H257ZM17 77V76H16ZM38 77V76H37ZM66 77H67V79H66ZM102 77H103V75H102ZM101 77V78H102ZM106 77V76H105ZM124 77V76H123ZM147 77L148 76H146V75H144V72L143 71H140V72H137L136 74H134V81H132V79H130L131 81V83H132V86L134 87L135 86V84L137 85V86H140V85H144L145 83H143L144 82V80L145 79H147ZM22 78V77H21ZM48 78V77H47ZM53 78H55V77H52V78H50L49 80H51V79H53ZM56 78L55 79H53V80H56ZM60 78V79H59ZM86 79H84L83 81H80V83H83V84H86V83H88V82H86V80H88L89 79V81L90 82H92L91 81V79H92V77H91V79L90 78H88V76L87 77H85ZM98 78H99V76H98ZM104 78V77H103ZM107 78V77H106ZM183 78L184 79H186L185 78V76H183ZM241 79H242V77H240ZM264 78V77H263ZM15 79V78H14ZM36 79V78H35ZM66 79V80H65ZM81 79V78H80ZM100 79V78H99ZM109 79V78H108ZM241 79H238V80H241ZM257 79H259V78H257ZM37 80H38V78H37ZM40 81H41V77H40V79H39ZM45 80H47L46 78H45ZM53 80H51L50 82L51 83H53ZM66 82H65V81ZM68 80V81H69ZM94 80H96V82H97V80L98 79H93V82H94ZM103 80V79H102ZM105 80V79H104ZM126 80V79H125ZM148 80V79H147ZM147 80H145V81H147ZM189 80V79H188ZM18 81V80H17ZM28 81V80H27ZM30 81V80H29ZM28 81V82H29ZM44 80H42V82H43ZM100 81V80H99ZM106 81V80H105ZM108 81V80H107ZM106 81V82H107ZM109 81H110V79H109ZM113 81V80H112ZM184 81H186V80H183L182 82H184ZM190 81V80H189ZM2 82V81H1ZM42 82H40V84L42 83ZM46 82V81H45ZM45 82H43V83H45ZM85 82V83H84ZM118 82H120V81H118ZM156 82V81H155ZM186 82H188V81H186ZM197 82V81H196ZM26 83V82H25ZM51 83L49 84L48 83V80H47V82L45 83V85L46 86H42L41 85V88L43 89V90H48L49 89V85H50V87H51ZM63 83V84H64ZM68 83V84H67ZM98 83V82H97ZM100 83V82H99ZM98 83V84H99ZM110 83H112L111 81H110ZM115 83H117V82H115ZM122 83V82H121ZM143 83V84H142ZM177 83H179V82H177ZM240 83V82H239ZM19 84V83H18ZM54 84V83H53ZM100 84H102V83H100ZM107 84V83H106ZM118 84V83H117ZM183 84V83H182ZM262 84V83H261ZM24 85V84H23ZM44 85V84H43ZM48 85V86H47ZM94 85H95V82H94ZM93 85V86H94ZM112 85V84H111ZM188 85V84H187ZM234 85V84H233ZM235 85H236V83H235ZM240 85H236V86H240ZM5 86V85H4ZM17 86V85H16ZM32 86V85H31ZM58 86V85H57ZM56 86V87H57ZM61 86H62V83H61ZM82 86V84H80V87ZM84 86V85H83ZM91 87H92V85H90ZM99 86V85H98ZM101 86V85H100ZM130 86V84H128V87ZM145 86H146V84H145ZM148 86H150V85H148ZM154 86V85H153ZM240 86V87H241ZM244 86V85H243ZM260 86H262V85H260ZM19 87L21 88V87H24V86H20V84H19ZM47 87H48V89H47ZM63 87H64V85H63ZM62 87V88H63ZM26 87H24V89H25ZM46 88V89H45ZM61 88V87H60ZM64 89L63 91H66L67 89ZM82 88V87H81ZM86 88V87H85ZM90 88V87H89ZM95 90H97V88H99V87H97V85H95ZM102 88V87H101ZM137 88V87H136ZM150 88V87H149ZM242 88V87H241ZM13 89V90H12ZM37 89V88H36ZM57 89V88H56ZM94 89V88H93ZM128 89V88H127ZM132 89V88H131ZM227 89V88H226ZM251 88H248V90H249V92H247V93H244L245 91H248L247 89H245V91H244V88L241 90V91H243V92H239L238 90H237V92H239V96L241 95V94H246V96H248L249 94H251V90H250ZM260 89H262V88H260ZM1 90H3V89H1ZM10 90V89H9ZM9 90H8V94L10 93L9 92ZM11 90H12V92L14 91L15 92V90H14V88H11ZM58 90V89H57ZM60 90V89H59ZM68 90H70V89H68ZM90 90V89H89ZM240 90V89H239ZM257 90H259V89H257ZM49 92H50V90H48ZM62 91V90H61ZM60 91V92H61ZM137 91V90H136ZM222 91H223V89H222ZM221 91V92H222ZM253 91V90H252ZM262 91H264V90H261V92H260V90L259 91H257L258 92V94H262ZM4 92V91H3ZM11 92V93H12ZM13 92V93H14ZM42 92V91H41ZM60 92H57V95H59V98H58V96H56V100H55V103H61L60 101H61V98L63 99L64 97H63V95H65V93L63 92L62 93V95H60L61 93ZM107 92V91H106ZM127 92H128V90H127ZM229 94L232 92V99H234V98H236L235 100H237L238 99V101H239V98H237L238 96H236V95H238V93H234L233 92V90L231 89V92H230V89H229ZM228 92H226V93H228ZM255 92V91H254ZM254 92H252V93H254ZM260 92V93H259ZM10 93V94H11ZM17 93L18 94H20L19 93V91L18 92H16L14 95H13V97L16 95V98H17ZM28 93V92H27ZM27 93H26V95H27ZM38 93V92H37ZM47 93V92H46ZM90 93V92H89ZM88 93V94H89ZM156 93V92H155ZM7 93H6V95H8ZM22 94H23V92H22ZM30 94H32V93H30ZM30 94H29V96H30ZM35 94H36V92H35ZM45 94V93H44ZM127 94V93H126ZM130 94V93H129ZM233 94H234V98H233ZM0 95H1V93H0ZM41 95V94H40ZM49 95V94H48ZM230 95V96H231ZM23 96V95H22ZM29 96H27V97H29ZM62 96V97H61ZM126 96V95H125ZM228 96V95H227ZM245 95L244 96H242L241 95V98H247ZM253 96H255V94L253 95ZM24 97V96H23ZM47 97V96H46ZM55 97V96H54ZM225 97V96H224ZM262 97H264V94H263V96L261 95V99H262ZM15 98V99H16ZM19 98V97H18ZM25 98V97H24ZM65 98H67V97H65ZM81 98V97H80ZM88 98V97H87ZM222 98V97H221ZM226 98H228V97H226ZM240 98V99H241ZM254 98V97H253ZM260 98V97H259ZM55 99V98H54ZM82 99V98H81ZM264 99V98H263ZM25 100H26V98H25ZM24 100V101H25ZM60 100V101H59ZM64 100V99H63ZM87 100V99H86ZM90 100V99H89ZM95 100V99H94ZM225 100V99H224ZM227 100V99H226ZM243 100V99H242ZM242 100H240V102L242 101ZM260 100V99H259ZM33 101V100H32ZM58 101V102H57ZM65 101V100H64ZM122 101H124V100H122ZM211 101V100H210ZM214 101V100H213ZM228 102H229V100H227ZM22 102V101H21ZM28 102V101H27ZM76 102H77V100H76ZM88 103H90L89 101H87ZM215 102V101H214ZM213 102V103H214ZM230 102H232V101H230ZM236 102V101H235ZM257 101H253L252 103H254V104H256V107H257V109L260 107H258L257 105H261V107H260V109L262 110V108L264 109V106L262 107V104H264V103H262V104H259V103H256ZM43 103V102H42ZM218 103V102H217ZM233 103V102H232ZM260 103H261V101H260ZM32 104V103H31ZM38 104V103H37ZM84 104V103H83ZM211 104V103H210ZM224 104H225V101H224ZM238 104V103H237ZM241 104V103H240ZM39 105V104H38ZM37 105V106H38ZM41 105V104H40ZM59 105V104H58ZM61 105V104H60ZM82 105V104H81ZM226 105V104H225ZM246 105H250V104H247L246 103ZM32 106H36L35 104L34 105H32ZM36 106V107H37ZM215 105H213V107H214ZM219 106V105H218ZM251 106V105H250ZM39 107V106H38ZM41 107V106H40ZM56 107V106H55ZM58 107V106H57ZM216 107V106H215ZM247 107V106H246ZM245 107V108H246ZM255 107V108H256ZM27 108H29L28 107V105H27ZM35 108V107H34ZM33 108V109H34ZM79 108H81V107H79ZM221 108H222V110L224 109V111H226L227 109L226 108H224V107H222L221 106ZM249 107H247L246 108V110L248 109ZM25 109H26V106H25ZM30 109V108H29ZM28 109V110H29ZM66 109L68 110V108H65V109H63V111H66ZM260 109H259V111H260ZM69 110H70V108H69ZM73 110V109H72ZM245 110V109H244ZM76 111V110H75ZM214 111V110H213ZM248 111V110H247ZM68 112V111H67ZM71 112V111H70ZM73 112V111H72ZM243 112V111H242ZM42 113V112H41ZM41 113H40V115H41ZM60 113H63V112H61L60 111ZM244 113V112H243ZM253 113V112H252ZM58 114V113H57ZM72 114V113H71ZM244 114H246V113H244ZM243 114V115H244ZM254 114V115H253ZM252 115L253 116H255L254 118H253V116H252V118L250 117V118H246V117H243L242 118V116H241V118H242V123H243V125L244 126H249V127H251L252 125H254V124H256V123H258L259 121L260 122H262L263 123V117H261V115L260 114H258L257 113V111H256V113H253ZM225 115V114H224ZM245 116V115H244ZM41 117V116H40ZM64 117H66V116H64ZM229 117V116H228ZM47 118V117H46ZM45 119V118H44ZM43 119V120H44ZM41 120V119H40ZM47 120V119H46ZM60 120V119H59ZM58 120V121H59ZM48 121H49V119H48ZM58 121H56L57 123H60V122H58ZM61 121H63V120H61ZM53 122V121H52ZM55 122V121H54ZM67 122V121H66ZM70 122V121H69ZM50 123V122H49ZM63 123V122H62ZM65 123V122H64ZM3 125V124H2ZM64 125V124H63ZM68 125V124H67ZM263 125V124H262ZM60 126V125H59ZM58 126V127H59ZM62 126V125H61ZM1 127V126H0ZM57 127V128H58ZM116 127V126H115ZM55 128V127H54ZM61 128V127H60ZM114 128V127H113ZM123 128V127H122ZM155 128V127H154ZM2 129V128H1ZM63 129V128H62ZM116 129V128H115ZM126 129V128H125ZM128 129V128H127ZM167 129V128H166ZM173 129V128H172ZM13 130V129H12ZM119 130V129H118ZM121 130V129H120ZM17 131V130H16ZM115 131V130H114ZM109 132V131H108ZM107 131H106V133H108ZM126 132H128V131H126ZM156 132V131H155ZM1 133V132H0ZM109 133H111V132H109ZM108 133V134H109ZM123 133V132H122ZM144 133V132H143ZM113 134V133H112ZM120 134V133H119ZM135 134V133H134ZM137 134H139L138 132H137ZM142 134V133H141ZM240 134V133H239ZM263 134V133H262ZM18 135V134H17ZM129 135L130 136H128V135H125L126 137L125 138H127L128 137V139H129V137H131L132 136V138L131 139H133L134 137H133V135H131V133H129ZM140 135V134H139ZM198 135V134H197ZM102 136H104V138L102 137V138H97L98 136H96V140L98 141L97 142V144L96 145H98V150L101 152L102 150L105 152H103L104 154H106L108 157H109V155H108V153H113V155H114V158L115 157H117V158H115V159H113V161L115 162V164H114V168H112V169H108V171L110 172L111 170H115V168H118V167H127V168H129L128 166H130V164L127 162V160H126V162H125V159H122V157H123V155H124V157L126 156V154H124V153H121V148L119 149V151H118V149H116L115 147H113L115 144H110L111 143V141H110V143H109V140L107 141L106 140V135H105V133L103 132V135ZM112 136H114V135H111V137ZM138 136V135H137ZM137 136H136V138H134V139H136L135 141L137 142V144H139L140 145V143L139 142H141L140 141V139H141V137L142 136H140V137H138L137 138ZM146 136V135H145ZM243 137H244V135H242ZM260 136V135H259ZM107 137H108V135H107ZM116 137V136H115ZM123 137V136H122ZM3 138V137H2ZM15 138V137H14ZM17 138V137H16ZM110 138V137H109ZM142 138H144V137H142ZM146 138V137H145ZM225 138V137H224ZM224 138H222V139H224ZM130 139V140H131ZM168 139V138H167ZM182 139V138H181ZM149 140H150V138H149ZM218 140V139H217ZM256 140H259L258 141V144H255V146L256 145H258V149L257 150H253V148L252 147H247V142H244L245 141V138H244V141H243V139H242V143H240L241 145L243 144L244 146H242L243 147V149H244V151H245V149H246V151H252V153H255L256 155H263L264 156V134H263V136L261 137V138H258V139H256ZM2 141V140H1ZM19 141V140H18ZM124 141V140H123ZM134 141V142H135ZM145 141H146V139H145ZM157 141V140H156ZM208 141V140H207ZM220 141H222V140H220ZM20 142V141H19ZM114 142V141H113ZM112 142V143H113ZM125 142V141H124ZM132 142V141H131ZM133 142V144H136V143H134ZM143 142V141H142ZM147 142V141H146ZM162 142V141H161ZM215 142H216V140H215ZM218 142V141H217ZM21 143V142H20ZM24 143V142H23ZM22 143V144H23ZM223 143V142H222ZM226 143V142H225ZM252 143V142H251ZM1 144V143H0ZM2 144H3V142H2ZM9 144V143H8ZM12 144V143H11ZM120 144V143H119ZM123 144V143H122ZM121 144V145H122ZM125 144V143H124ZM132 144V145H133ZM143 144V143H142ZM144 144H145V142H144ZM157 144V143H156ZM180 144V143H179ZM182 144V143H181ZM233 145L232 146H235V147H238V145L239 144H235L234 145V143H232ZM21 145V144H20ZM126 145V144H125ZM146 145V144H145ZM148 145V144H147ZM223 145V144H222ZM9 146V145H8ZM13 146V145H12ZM116 146V145H115ZM123 146V145H122ZM136 146H138V145H136ZM136 146H134V147H136ZM143 146V145H142ZM229 146H231V145H229ZM231 146V147H232ZM18 147V146H17ZM125 147V146H124ZM150 147V146H149ZM230 147V149H232ZM0 148H1V146H0ZM3 148V147H2ZM1 148V149H2ZM6 148V147H5ZM22 148V147H21ZM114 148L117 150H114ZM117 148H118V146H117ZM141 148V147H140ZM241 148V147H240ZM14 149V148H13ZM19 149V148H18ZM26 149V148H25ZM96 149H97V147H96ZM95 149V150H96ZM126 149V148H125ZM145 149H146V147H145ZM178 149H180V148H178ZM97 150V151H98ZM110 150V151H109ZM112 150V151H111ZM128 150V149H127ZM233 150H234V148H233ZM232 150V152H230V153H233V154H235V153H238V152H235V150L233 151ZM14 151V150H13ZM19 151V150H18ZM96 151V152H97ZM231 151V150H230ZM245 151V152H246ZM15 152V151H14ZM21 152V151H20ZM24 152H25V150H24ZM27 152V151H26ZM131 152V151H130ZM235 152V153H234ZM103 153H102V156L101 157H104V155H103ZM8 153L3 149V150H1V152H0V217L2 218V216L4 215V216H7L8 218H10L11 220H14V222H12L11 220H9V223H10V225L9 226H12L13 228H12V230H10V231H7V236H9V238H11V239H14L15 241H13L12 243H14L15 245H18V249H17V251L16 252H12V254H13V256L17 259V260H19L20 261V263L19 264H29V263H31V264H52V263H55V262H57V264H58V262L61 260H67V264H81V263H85V264H102L103 262H104V259H105V257H106V255L105 256H103V254L102 255H99L98 253H96V250L98 249V248H96V250L93 248V243L91 244V246H92V248H91V246H89L90 247V250L89 251H94L95 253H93L94 255H96V256H92V255H90V256H92V258H97L96 259V261L93 259V261L91 260H89L88 258H85L84 256H79L78 257V255L80 254V251L79 250H81V248H80V246L78 245L77 247L79 248H77L76 246H75V248L74 247H67L66 245H68L67 244V242H69V244H71L72 246L74 245V244H72V243H74V241L72 240L73 238H74V240H77V236H76V233H75V235H73L74 234V232H73V234H71L72 233V231H69V233H67V230H70V229H67L66 228V225H65V223H64V225H65V227H64V225H63V222H66L67 221V215L65 214L66 212H63L66 216H63L62 215V218H64V217H66L64 220L65 221H63V219L62 220H60L59 219V217L61 218V216L60 215H58V213L56 214V212H55V214L56 215H58V217L56 218L54 215H53V213L54 212H52V214H49V216L47 215L48 213H51L50 211V209H49V204H50V202L52 201V199H53V197L52 196H54V190H53V187L55 186H53V184H54V182H52L53 180H54V178L56 179V178H66V180L68 179V181H69V178L71 179V181H73V183H71V181H69V182H66V183H68L67 184V186H65L66 188H68L67 190H73L74 188H75V186L79 183V180H77L78 179V177H75L74 175H71V174H69V172H68V174H66V172H67V170H65V171H63L64 169H63V167H66V164H64L63 162V164L65 165V166H63V165H61V166H63V167H61V169H60V167L58 166V160L59 159H57L56 157H54V158H56L57 160H55L53 157H51V160H47V163H48V161H49V164H51L50 162H52L53 161V159H54V161L55 162H53V164H54V169L56 170V171H52L51 169V167L53 166V164H52V166L49 168V170L48 169H46L47 170V173H49L50 171V176L48 175V174H45V172L43 173V182H45V183H43V187L42 186H38V187H40L39 189H45V190H47V192H46V194H45V192H44V194H45V196H46V199L45 200H47V201H42L41 200V198L39 199L38 197V199L40 200V202H37V201H39L35 196H37L38 194H40L41 193V191H40V193H38V190H36V189H32V188H34L33 186H30L31 187V189H32V191L31 190H29L30 189V187H29V189H28V187L26 186V184H25V182L24 181H26L25 180V175H26V173H23L22 172V174H24V176L22 175V174H17L18 172H17V168H18V166L20 165L21 166V164H18L17 165V167H16V169H14L17 173H15L14 171H9V170H7V166H6V164L8 165V163H6L5 161L7 160L8 161V159L10 158V156L8 157V159H6L5 158V155H7ZM17 154V153H16ZM97 154H98V152H97ZM121 154V155H120ZM123 154V155H122ZM132 154V153H131ZM130 154V155H131ZM231 155L232 157L233 156H235L234 158H236V155L238 156V154H235V155ZM246 154V153H245ZM247 155V154H246ZM245 155V156H246ZM54 156H56V155H54ZM129 155L127 154V156L126 157H128ZM132 156H134V155H132ZM168 156V155H167ZM243 157V155L241 156V155H239L238 157H243L244 159H245V161H244V163H246L247 165H251L252 164V159H250L249 161H248V159L246 158V157ZM263 156L261 157V159L263 160ZM6 159V160H4V158ZM17 157V156H16ZM123 157V158H124ZM230 157V156H229ZM15 158V157H14ZM14 158L13 159H11V160H14ZM53 158V159H52ZM110 158V157H109ZM231 158V157H230ZM22 159V158H21ZM131 159V158H130ZM256 159V158H255ZM10 160V159H9ZM17 160V159H16ZM24 160V159H23ZM133 160V159H132ZM132 160H131V162H132ZM228 160V159H227ZM260 161L262 164H263V162L264 161ZM21 161V160H20ZM70 161V160H69ZM218 161V160H217ZM254 161V160H253ZM256 161H258V160H256ZM5 162V163H4ZM9 162V161H8ZM12 163H13V161H11ZM10 162V163H11ZM25 162H26V160H25ZM24 162V163H25ZM226 162V161H225ZM229 162V161H228ZM231 162V161H230ZM255 162V161H254ZM259 162V164L257 165V164H255V166H254V168L256 167V165H257V169L258 170H261V171H263V174H264V166L262 167V164ZM21 163H22V161H21ZM46 163V164H47ZM55 163H56V165L58 166H55ZM61 163V164H62ZM68 163V162H67ZM124 163H126V164H124ZM134 163H136V162H134ZM258 163V162H257ZM5 164V165H4ZM28 164H29V162H28ZM31 164V163H30ZM75 164L76 163H74L73 165L75 166ZM124 164V165H123ZM261 164V165H260ZM11 165V164H10ZM14 163L11 165V167L12 168H14L16 165H14ZM34 165V164H33ZM112 165V164H111ZM118 165H121V166H118ZM132 165L134 166V164H133V162H132ZM131 165V166H132ZM143 165V164H142ZM9 166V165H8ZM22 166H23V164H22ZM50 166V165H49ZM76 166H77V164H76ZM228 166V165H227ZM10 166H9V168L10 169H12ZM23 167H25V166H23ZM22 167V168H23ZM27 167V166H26ZM47 167V166H46ZM55 167H57V168H55ZM20 168V167H19ZM69 168V165L67 166V169ZM71 168V167H70ZM249 168H251L250 166H248V169ZM253 168V167H252ZM5 169H6V172H5ZM63 169V170H62ZM130 169V168H129ZM13 170V169H12ZM19 170V169H18ZM26 170V169H25ZM28 170V169H27ZM70 170V169H69ZM72 170V169H71ZM76 170V169H75ZM74 170V171H75ZM130 170H134L135 171V169H130ZM257 170V171H258ZM21 171H22V169H21ZM20 170H19V172H21ZM49 171V172H48ZM74 171H72V174L74 173ZM78 171V170H77ZM76 171V172H77ZM113 171H111L113 174H114V172ZM118 171L119 172H121L119 169H118ZM116 172V174L118 175V173L119 172ZM133 171V172H134ZM252 171V170H251ZM255 171V170H254ZM14 172V173H13ZM132 172V171H131ZM60 175H59V174ZM125 173L126 172H121L120 174H122V175H124L125 176ZM130 173V172H129ZM129 173H127V174H129ZM16 174V175H15ZM76 174H78V173H76ZM75 174V175H76ZM109 174V173H108ZM120 174H119V176H120ZM248 174V173H247ZM246 174V175H247ZM262 174V173H261ZM262 174V175H263ZM19 175V176H18ZM22 175V176H21ZM69 175H71V177L69 176ZM49 176V178H47ZM57 176V177H56ZM75 177L76 178V180H75V178L74 179H72L73 177ZM78 176V175H77ZM85 177L86 175L85 174H83V175H81V179L83 178V177ZM91 176H92V174H91ZM129 176V175H128ZM127 176V177H128ZM251 176V175H250ZM264 176V175H263ZM24 177V178H23ZM33 178H34V176H32ZM40 177H41V174H40ZM69 177V178H68ZM130 177V176H129ZM145 177V176H144ZM143 177V178H144ZM165 177V176H164ZM51 178V180H49ZM182 178V177H181ZM264 178V177H263ZM23 179V180H22ZM26 179H27V177H26ZM31 179V178H30ZM35 179H38V181H39V176L37 177V178H35ZM85 179H86V177H85ZM84 178L82 179L83 180V182H85L84 180H85ZM238 179H239V177H238ZM237 179V180H238ZM61 180V179H60ZM65 180V181H66ZM89 180V179H88ZM90 180H92V179H90ZM137 180V179H136ZM181 180V179H180ZM242 180H246L245 178L244 179H242ZM241 180V178H240V180H239V182L240 181H242ZM28 181L29 182H32V181H30L29 179H28ZM36 181V180H35ZM55 181V180H54ZM254 181V180H253ZM37 182V181H36ZM83 182L81 181V183L82 184H80V185H84L85 186V184H83ZM234 182H236L235 180H234ZM10 183H12V184H10ZM16 184V185H14V184ZM33 183V182H32ZM53 183V184H52ZM60 183V182H59ZM77 183V184H76ZM92 183H93V181H92ZM55 184H56V182H55ZM63 184H65V183H63ZM62 184V185H63ZM92 185L90 182L88 183V185ZM240 184V183H239ZM10 185H13V186H10ZM34 185V184H33ZM79 185V186H80ZM88 185H86V187H88ZM89 185V186H90ZM35 186H37V185H35ZM47 186H49V187H47ZM50 186H53V187H50ZM82 186H80L79 188H81ZM250 186V185H249ZM254 186V185H253ZM42 187V188H41ZM45 187V188H44ZM62 187V186H61ZM188 187V186H187ZM247 187H248V185H247ZM60 188V187H59ZM65 188V189H66ZM88 188H90V189H88ZM88 188H86L88 191L90 190H92L93 189V187L92 186H90V187H88ZM256 188H258V187H256ZM38 189V188H37ZM62 188H60V190H61ZM34 190V191H33ZM35 190L37 191V193H35ZM56 190V189H55ZM59 190V191H60ZM67 190H66V192H67ZM83 191V187H82V189H79V193H80V191ZM86 190V191H87ZM94 191H95V189H93ZM92 190V191H93ZM183 190V189H182ZM257 190V189H256ZM69 191V192H70ZM89 191V192H90ZM91 191V192H92ZM93 191V192H94ZM42 192V193H43ZM73 192V191H72ZM72 192H71V194H72ZM84 192V191H83ZM88 192V194L90 195V194H92L91 192L89 193ZM60 193V192H59ZM62 193V192H61ZM102 193V192H101ZM37 194V195H36ZM65 194V193H64ZM69 194V193H68ZM74 194H76V193H74ZM59 195V194H58ZM44 195L42 194V197H43ZM91 197V196H90ZM37 199V201H35L34 199ZM75 198H76V196H75ZM61 199V198H60ZM33 200V201H32ZM92 200V199H91ZM96 200V199H95ZM55 201V200H54ZM4 203V205H8L9 206V208H7V209H2V207H1V204H3ZM6 203V204H5ZM65 204H66V202H65ZM5 207H7V206H5ZM62 208V207H61ZM61 208H58V209H61ZM50 211H49V210ZM63 209V208H62ZM66 210V209H65ZM64 210V211H65ZM4 212H6L5 214H4ZM32 213H35L36 214V216L35 217H38L37 219H35V217L34 218H32L33 220L35 219V221L37 222V224H33V225H31V226H28L27 224H29V222H28V220H29V218H30V216H31V214ZM38 214V215H37ZM27 215H29V217H28V220H25L26 218L25 217H27ZM40 215V216H39ZM53 217V218H51V216ZM71 218H72V216H70ZM70 217H69V219H70ZM20 219H21V221H20ZM31 218H30V220H32ZM53 219H59L60 221H58V220H56L57 221V223L56 224H52V222L51 221H55V220H53ZM68 219V220H69ZM61 221H63L62 223H61ZM36 222H33V223H36ZM51 222V223H50ZM68 222L69 221H67V224H68ZM70 222H72L71 220H70ZM8 223V224H9ZM14 223V224H13ZM40 223V224H39ZM42 224V226H40ZM61 224V225H60ZM15 225V226H14ZM19 226V227H18ZM54 226V227H53ZM61 228V226H63V228H66L67 230H65V229H63V228H61V229H63V230H61V229H59V227ZM56 227H58V229L56 228ZM97 227V226H96ZM74 228H75V226H74ZM41 229V232H39V230ZM4 230V229H3ZM32 231L31 233H30V235L29 236H26L27 238H31V236H32V240H34V242H36V240H40L41 239V237L42 238H45L46 239V237L45 236H47V234L45 235L42 231H44V232H49L50 233V231L49 230H53V232H54V234L53 235H51V238L53 239V242L54 243H56L58 246H56V245H54V244H50V245H42L41 244V246L42 247H39L38 249L39 250H37V248H35V250L36 251H39V252H34V251H31L30 250V248L28 249V248H26V246L28 245V243H26V245H25V240H22L21 239V237L19 236V235H22V234H24L25 233V231ZM35 232H37V234H33V233H35ZM3 233V232H2ZM17 233H19L18 235H17ZM44 234V235H43ZM71 234V235H70ZM73 235V236H72ZM48 236H49V234H48ZM79 237V236H78ZM10 239V240H11ZM79 239H81L80 237H79ZM19 240V241H18ZM21 240V241H20ZM70 240H72L73 242H70ZM6 241V240H5ZM48 241V240H47ZM46 241V242H47ZM46 242H44V243H46ZM76 242H78V241H76ZM87 242V241H86ZM91 242H92V240H91ZM48 243H50V241L48 242ZM47 243V244H48ZM88 243V242H87ZM86 244V243H85ZM140 244V243H139ZM39 245V244H38ZM57 247H59L60 249H57ZM82 247V246H81ZM85 247V246H84ZM84 247H82V250L84 251V252H81V254H92L91 252H88V246H86L85 248ZM88 247V248H87ZM95 247V246H94ZM97 247V246H96ZM70 248V249H69ZM76 248L78 249L77 251H76ZM85 250H84V249ZM72 249H75V251H76V253H78V251H79V254H77V255H75V251H73ZM60 250V251H59ZM97 252H98V250H97ZM189 252V251H188ZM97 254L99 255V256H97ZM180 255V254H179ZM104 258H103V257ZM108 256V255H107ZM99 257V258H98ZM102 257V259H103V261H100V260H98V259H100ZM108 257H110V260L112 261V259H111V256H108ZM92 258H90V259H92ZM107 258V257H106ZM87 259V260H86ZM89 260V261H88ZM98 260V261H97ZM114 260V259H113ZM60 261V262H61ZM108 261V262H107ZM107 261L106 262H104L103 264H118V262L116 261V263H114V261H112V263H110L109 262V260L107 259ZM7 262H9V261H6V263ZM59 262V263H60Z\"/></svg>",
	"mask_w": 264,
	"mask_h": 264
}]
</instances>
